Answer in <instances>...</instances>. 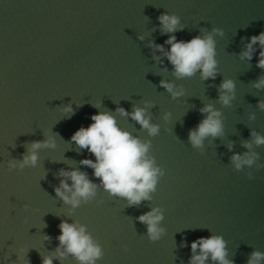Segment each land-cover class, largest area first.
<instances>
[{"label":"water","instance_id":"water-1","mask_svg":"<svg viewBox=\"0 0 264 264\" xmlns=\"http://www.w3.org/2000/svg\"><path fill=\"white\" fill-rule=\"evenodd\" d=\"M163 12L178 15L184 30L161 34ZM262 31L264 0H0V264H42L59 246L64 220L86 225L102 246L104 256L96 264H190L191 243L213 235L224 238L227 259L235 264H247L253 251L264 253V168H257L264 165V145L253 144L260 158L251 167L236 170L231 161L233 153L250 151L242 142L252 139L253 130L264 136V110L258 107L264 88L253 87L264 77L256 66L259 44L251 61L241 59L251 37ZM207 34L215 42L214 80H202L199 70L178 79L167 58L149 47L152 41L169 51L170 35L188 41ZM226 79L235 82L230 106L219 101ZM162 80L185 94L174 99ZM78 103L83 107L76 108ZM208 103L222 113L223 135L194 148L188 135L205 118L199 110ZM68 105L74 114L63 111ZM137 106L147 107L157 135L116 111L131 113ZM100 112H110L122 129L151 142L148 156L165 173L151 200L129 206L81 165L96 158L71 137ZM253 113L255 120L249 118ZM48 136L57 147L41 149L37 167L9 171L10 158L22 160L32 141ZM60 169L87 173L98 185L95 198L74 210L65 204L55 193ZM154 208L163 212L159 226L165 229L155 242L137 219ZM53 264L79 262L53 257ZM205 264L219 262L209 257Z\"/></svg>","mask_w":264,"mask_h":264},{"label":"clouds","instance_id":"clouds-1","mask_svg":"<svg viewBox=\"0 0 264 264\" xmlns=\"http://www.w3.org/2000/svg\"><path fill=\"white\" fill-rule=\"evenodd\" d=\"M162 25L161 34L175 33L183 31L184 25L180 23V17L176 14L163 12L158 17ZM213 32L223 35V29L213 28ZM143 40L144 37L140 36ZM165 44L170 45V50L165 51L163 44L149 42V47L158 51L167 58L174 66V75L178 79L192 77L199 70L201 79H215L217 76V60L215 59L216 50L215 42L211 34L206 36L196 35L188 41L177 40L176 35H170ZM259 44V57L257 67L264 69V31L259 35H253L246 49L241 53V59L251 61L253 55L257 52L254 45ZM155 59L160 60V56ZM161 87L167 89L172 97L178 98L185 94L181 87L176 89V85L171 82L162 80ZM256 89L264 88V77H260L253 82ZM220 92L219 101L223 106H230L235 99V82L232 79L224 80L218 88ZM147 107L154 106L151 102L145 101ZM99 108L100 105H93ZM83 104H77L76 108H82ZM147 107H134L129 113L123 107L117 108V112L122 116H131L138 122L141 127L148 131L150 136L159 133V126L152 124L151 117L147 115ZM258 107L264 110V100L258 101ZM63 111L73 113L75 109L68 105ZM206 114L205 118L198 124L197 128L191 130L188 139L194 148H202L204 140L211 136L213 138L223 135V123L221 120V111L217 110L213 104L208 103L199 110ZM170 113L165 114L168 119ZM250 119L255 120V114H251ZM93 121L88 127H80L71 137V140L80 149H87L95 156L92 159H83L81 165L90 167L94 170L93 174L98 178L106 192L113 196L126 198L129 206H138L144 200H151L150 193L156 191L158 179L164 176V171L155 166V158L149 157L148 152L151 147L150 141H142L139 137L133 136L131 132L122 129L117 119L110 112H100L91 116ZM252 139L243 141V147L250 151L243 155L233 153L231 157L232 164L236 170H242L244 166L251 167L260 158L259 153L251 151L253 144L256 146L264 145V136L256 131L251 132ZM57 147L54 136H48L45 140L32 141L28 145V153L22 154V160L10 158L7 161L9 171L19 169L23 171L25 167H37L39 161V151L41 149H55ZM234 144L228 145L229 151ZM257 168H264V165H258ZM59 175L62 177L59 187L55 188L56 196L64 201L65 204L72 205V209L79 207L81 203H88L96 196L98 185L89 179L88 174L81 172L79 169L65 170L60 169ZM249 179H255L251 173ZM71 180V184H69ZM25 210L29 208L28 204L24 205ZM139 222L147 225L149 239L153 242L159 240L165 229L160 227V222L164 219L163 212L160 208H154L149 212L140 215ZM60 235L56 238L59 240V246L55 253L42 258V264H53V257L60 260L68 256L73 257L79 264H96L97 260L103 258L104 253L102 246L87 231L86 225H81L78 221L69 223L67 220L59 224ZM51 236L46 235V240H51ZM199 249V254L197 253ZM127 250V249H125ZM193 256L190 264H205L211 258L219 264H235V261L227 259L228 252L226 241L222 236L200 237L191 243ZM24 249H20L23 252ZM21 257L17 255V259ZM264 259V253L253 251L247 261V264H259ZM15 264V261L12 262ZM31 264V261H28Z\"/></svg>","mask_w":264,"mask_h":264}]
</instances>
